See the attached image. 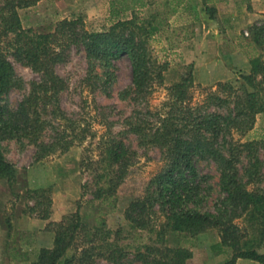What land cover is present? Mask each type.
Returning <instances> with one entry per match:
<instances>
[{"label": "trees", "instance_id": "1", "mask_svg": "<svg viewBox=\"0 0 264 264\" xmlns=\"http://www.w3.org/2000/svg\"><path fill=\"white\" fill-rule=\"evenodd\" d=\"M37 1L6 0L0 7V138H26L37 147L36 159L42 160L66 152L90 132L61 106L68 83L56 67L68 61L72 49L83 50L90 70L100 67L107 81L114 62L127 56L133 99L148 104L156 88L164 84L165 66L152 58L148 43L191 5L189 0H110L107 30L89 31L80 19L63 18L40 32L25 28L19 13ZM215 1L203 0L212 19ZM149 7V16H141ZM128 13L131 17H125ZM250 36V72L242 76L239 86L219 82L214 90L203 88L205 97L193 105L196 84L190 70L167 87L168 100L161 108L152 111L148 107L130 123L140 143L161 149L163 162L144 195L133 199L125 210L132 226L149 236V242L133 251L134 264H187L193 252L182 239L210 229H217L219 245L231 250L222 264H237L240 258L264 264V252L259 251L264 244V187L260 185L264 176L258 157L264 139L247 137L257 116L264 113V20L250 27ZM9 53L40 76L15 107L2 102L17 85ZM97 148V158L91 163L96 180L93 201L113 211L118 188L135 165L138 152L110 131L101 136ZM242 158L247 166L241 169ZM202 161L213 163L216 174L201 173L198 163ZM214 177L217 180L211 183ZM0 181L8 182L14 192L21 188L18 170L1 148ZM25 191L34 200L29 212L50 219L48 191ZM95 220L97 224L89 226L79 204L75 212L50 222L53 246L41 248L33 264H97L96 258L127 264L131 253L111 239L112 231L102 215ZM5 222L11 226L8 217Z\"/></svg>", "mask_w": 264, "mask_h": 264}, {"label": "rangeland", "instance_id": "2", "mask_svg": "<svg viewBox=\"0 0 264 264\" xmlns=\"http://www.w3.org/2000/svg\"><path fill=\"white\" fill-rule=\"evenodd\" d=\"M5 1L0 0V7ZM109 1L38 0L19 13L23 26L35 31H48L63 18H77L89 31H103L111 25ZM190 1L191 7L173 18L167 28L148 43L152 58L157 63H165L164 84L156 88L148 104L133 99L130 91L132 66L127 56L114 62L111 68L113 74L107 81L100 67L90 70L83 50L73 48L68 61L56 67L58 74L68 83V89L62 93L60 100L62 109L71 118L79 120L80 127H87L90 131L86 137L76 140L66 152L59 151L42 160L36 159L37 147L26 138H0V148L6 159L15 165L21 180V188L16 189L17 192L8 182L0 181V264H33L37 261L40 249L52 247L54 243L55 234L48 230L49 223L75 212L79 204L89 226L97 224V216L105 218L106 228L112 231L111 239H116L131 253L126 263H135L133 251L149 242V236L132 226L125 218V210L133 199L144 195L150 179L163 162L161 149L140 143L138 136L130 131V123L149 108L152 111L161 108L168 100L167 87L190 70L196 84L192 90L193 105L201 103L205 97L203 88L214 90L219 82L239 86L242 76L248 74L251 67L247 53L251 50L248 43L250 27L264 20V0H216L213 3L216 9L213 19L206 13L203 0ZM151 9L141 11V16H149ZM125 17H131V14ZM9 59L17 85L2 102L15 107L30 92L32 82L40 76L11 53ZM108 131L138 152L135 165L118 188L113 211H108L106 205L99 206L92 195L96 180L95 165L91 163L97 158L101 136ZM255 136L259 140L264 139V113L257 116L254 129L247 135ZM258 157L263 161L264 176V145L258 148ZM244 166H247V160L242 158L239 167L242 169ZM198 169L201 173L216 174L213 163L209 161L199 162ZM216 180L214 177L211 183ZM260 185L264 187V179ZM26 188L48 191L52 198L50 219L45 220L36 212H29L28 205H33L34 200L26 195ZM216 196L214 192L212 197ZM6 217L11 220V226L5 222ZM42 222H46V228L42 227ZM220 241L217 229H210L193 238H183V244L193 252L187 264H222L230 258L231 250L221 247ZM259 251L264 252V244ZM96 263L114 264L99 258H96ZM237 264L262 263L240 258Z\"/></svg>", "mask_w": 264, "mask_h": 264}, {"label": "crops", "instance_id": "3", "mask_svg": "<svg viewBox=\"0 0 264 264\" xmlns=\"http://www.w3.org/2000/svg\"><path fill=\"white\" fill-rule=\"evenodd\" d=\"M190 3H191V1H190ZM212 20V19H211ZM248 33V32H247ZM43 223V228H46V222L44 223V222H42ZM50 248V247H49Z\"/></svg>", "mask_w": 264, "mask_h": 264}]
</instances>
